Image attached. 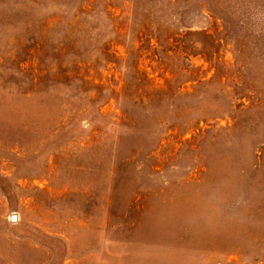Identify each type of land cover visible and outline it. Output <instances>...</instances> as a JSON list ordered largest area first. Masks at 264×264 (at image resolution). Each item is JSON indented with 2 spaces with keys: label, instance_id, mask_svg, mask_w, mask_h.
<instances>
[{
  "label": "rangeland",
  "instance_id": "rangeland-1",
  "mask_svg": "<svg viewBox=\"0 0 264 264\" xmlns=\"http://www.w3.org/2000/svg\"><path fill=\"white\" fill-rule=\"evenodd\" d=\"M0 264H264V0H0Z\"/></svg>",
  "mask_w": 264,
  "mask_h": 264
}]
</instances>
